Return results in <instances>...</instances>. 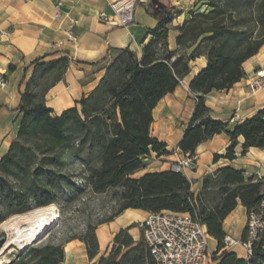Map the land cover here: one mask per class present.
<instances>
[{
    "label": "trees",
    "instance_id": "trees-1",
    "mask_svg": "<svg viewBox=\"0 0 264 264\" xmlns=\"http://www.w3.org/2000/svg\"><path fill=\"white\" fill-rule=\"evenodd\" d=\"M151 8L158 24L148 31L140 57L129 48L112 49L97 63L104 74L95 87L59 114L46 105L45 95L64 78L68 56L32 61L20 92L14 138L0 158V223L50 204L62 212L60 198L72 203L86 193L100 195L109 189L116 190L117 207L66 240L28 244L7 264H63L64 244L72 239L83 243L90 261L95 258L89 264H154L142 239L131 236L134 224L120 228L109 252L98 255L97 226L126 209L196 214L216 242V264H249L222 250L223 222L238 204L246 214L257 209L264 198L263 180L223 166L205 174L194 195L182 172L133 174L146 167L144 157L169 154L165 143L150 134L152 110L188 74L190 61L199 57H205L206 66L189 83L197 102L178 148L194 153L200 143L225 132L230 145L224 154H214V161L233 160L238 137L243 139L240 155L250 147L264 149V107L229 129L226 122L210 116L204 100L210 91L239 81L245 74L243 63L263 45L264 0H203L177 27L175 50L168 49L167 37L179 10ZM73 164L77 169L70 168ZM4 242L0 232V250Z\"/></svg>",
    "mask_w": 264,
    "mask_h": 264
},
{
    "label": "crops",
    "instance_id": "crops-1",
    "mask_svg": "<svg viewBox=\"0 0 264 264\" xmlns=\"http://www.w3.org/2000/svg\"><path fill=\"white\" fill-rule=\"evenodd\" d=\"M114 1L0 0V73L6 82L4 87L0 86V158L7 152L14 138V126L20 117L17 110L20 92L31 74L32 61L41 57L48 60L62 55L68 56L69 64L64 78L56 82L45 95L46 105L52 109L53 114H59L62 110L74 106L76 100L95 87L104 74V69H100L101 64L97 63L109 56L112 49L129 48L140 57L143 44L150 38L148 31L158 24L157 17L152 13L150 0L137 2L133 19L127 25H110L100 21L98 14H111L110 4ZM162 1L166 4L164 9L179 10L169 23L167 37L168 49L175 50L177 27L187 17L188 11L196 8L203 0ZM57 8L61 13L58 18L55 16ZM70 19L77 21L73 28L77 35L76 42H71L66 37ZM205 66V57L190 61L188 74L172 92L165 94L156 103L152 110L150 134L164 142L170 152L160 156L151 154L146 167L134 173V177L146 172L171 169V164L176 159L174 150L178 148L197 102L195 94L189 89V83ZM259 68H264V43L255 55L243 63L245 74L239 81L228 89L213 90L205 95V104L213 119L226 122L228 128L232 129L235 124L250 118L264 107V89L254 97L244 96L247 79ZM235 112L239 118L231 120ZM237 141L236 157L233 160L219 158L214 161L213 159L214 154H224L230 145V138L225 132L215 134L196 147L195 152L198 157L194 167L182 171L189 180L190 190L194 195L201 190L202 178L207 173H212L223 166H230L243 170L245 175H251L255 171L256 163L264 161V149L250 147L244 155H240L242 137H238ZM235 212L246 214L245 208L238 204L225 218L230 220L227 226L223 225V229L227 235L239 239L243 236L244 230L243 233L233 232ZM147 213L139 209H126L114 220L100 224L99 226L114 224L115 229L110 235L108 234V237L104 232L103 235L99 234L97 232L99 229H96L99 242L98 255H106L109 252L113 236L120 228H125L137 220H143ZM214 244L216 249V242ZM79 247L84 250L83 256H85V261L82 260L81 264H89L95 260V258L91 261L88 259L81 241L72 239L64 244L63 264H79L75 259V252L77 248L80 249ZM222 250L234 252L238 258L243 259L242 251L238 252L240 248L238 250L222 248ZM213 264H216V261Z\"/></svg>",
    "mask_w": 264,
    "mask_h": 264
},
{
    "label": "built area",
    "instance_id": "built-area-1",
    "mask_svg": "<svg viewBox=\"0 0 264 264\" xmlns=\"http://www.w3.org/2000/svg\"><path fill=\"white\" fill-rule=\"evenodd\" d=\"M140 0H115L110 4L112 13H99L98 18L110 25H127L133 19V11ZM59 5V3H58ZM57 5V6H58ZM58 10V8H57ZM55 16H61L59 10ZM77 24L70 19L66 37L76 42L77 35L73 31ZM6 84L0 73V86ZM264 89V68L256 69L247 79L244 88L246 98L254 97ZM239 118L235 112L231 120ZM176 159L171 164V170L182 172L192 169L197 160V153L174 150ZM148 161V157L143 158ZM255 171L249 175L254 180H264V161L256 163ZM142 241L154 260V264H207L209 262V239L206 226L196 214L190 212H173L161 210L148 212L141 222ZM238 246L243 259L249 264H264V198L256 210L246 214L244 234L236 239L225 235L223 249H234Z\"/></svg>",
    "mask_w": 264,
    "mask_h": 264
},
{
    "label": "rangeland",
    "instance_id": "rangeland-1",
    "mask_svg": "<svg viewBox=\"0 0 264 264\" xmlns=\"http://www.w3.org/2000/svg\"><path fill=\"white\" fill-rule=\"evenodd\" d=\"M77 169V164H73L70 168ZM264 182V180H263ZM115 189H109L103 194L100 195H93V194H85L78 200L67 203L64 198H60V201L63 203V211L57 208L56 205V214L55 219L53 220V224L49 225L44 231L39 239L40 242H57L60 240H66L73 235H78L83 232L85 226L88 222L96 223L98 220L109 216L117 207L116 205V198H115ZM264 192V187H263ZM235 214L234 219L235 225L233 226V232H241L245 228L246 223V214L241 213H233ZM230 218H227L223 222V225L227 226ZM142 219L133 222L134 227L131 228L130 234L135 239H142V227H141ZM97 226V232L101 235H110L113 230L115 229V225L110 226ZM0 232L3 233L5 237V242L0 250V259L3 256H8L10 259H13L16 254L17 250H19V246L17 242L8 243V239L11 237L12 232L7 231L6 229L2 228L0 225ZM108 239V238H107ZM214 240L209 239V262L207 264H213L214 262V251L215 244ZM104 244V241L103 243ZM108 246V244H107ZM80 248V247H79ZM237 250L239 249L238 246L235 247ZM241 253V250L238 251ZM84 250L76 249L75 252V259L76 261L81 264L82 260L85 261Z\"/></svg>",
    "mask_w": 264,
    "mask_h": 264
},
{
    "label": "bare ground",
    "instance_id": "bare-ground-1",
    "mask_svg": "<svg viewBox=\"0 0 264 264\" xmlns=\"http://www.w3.org/2000/svg\"><path fill=\"white\" fill-rule=\"evenodd\" d=\"M55 214L56 208L53 204H50L25 213L11 215L1 222L0 225L7 231L12 232L8 243L17 242L19 248L22 249L25 244L28 242L30 244V241L41 235L52 224ZM10 260V257L3 256L0 259V264H7Z\"/></svg>",
    "mask_w": 264,
    "mask_h": 264
},
{
    "label": "water",
    "instance_id": "water-1",
    "mask_svg": "<svg viewBox=\"0 0 264 264\" xmlns=\"http://www.w3.org/2000/svg\"><path fill=\"white\" fill-rule=\"evenodd\" d=\"M150 4L152 5V7H158V8H165V7H166V4H165L162 0H150ZM54 207H55V206H54ZM52 224H53V222H52ZM50 225H51V224H50ZM42 234H43V232L41 233V235H39L38 237H36L34 240H32V241H30V242H31V243H36V242H38L39 239L41 238ZM31 243H30V244H31ZM27 244H29V242H28ZM27 244H25V245L22 247V249L19 248V250L22 251V250L26 247Z\"/></svg>",
    "mask_w": 264,
    "mask_h": 264
}]
</instances>
